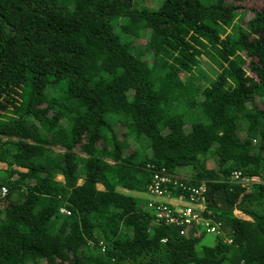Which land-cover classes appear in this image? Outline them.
Segmentation results:
<instances>
[{
    "label": "trees",
    "instance_id": "trees-1",
    "mask_svg": "<svg viewBox=\"0 0 264 264\" xmlns=\"http://www.w3.org/2000/svg\"><path fill=\"white\" fill-rule=\"evenodd\" d=\"M0 162V264H264V0H0Z\"/></svg>",
    "mask_w": 264,
    "mask_h": 264
},
{
    "label": "built area",
    "instance_id": "built-area-1",
    "mask_svg": "<svg viewBox=\"0 0 264 264\" xmlns=\"http://www.w3.org/2000/svg\"><path fill=\"white\" fill-rule=\"evenodd\" d=\"M192 190H193V194H192L193 197H191V199H189L188 203L189 204H197L198 208L200 209L199 204H203L205 202V197L203 196V192L206 190L205 186L201 185V186L194 188ZM151 191L152 192H158L156 187L154 189L151 188ZM5 193H6V189L3 188L2 194L4 195ZM188 203H187V206L183 208L184 210L179 205L181 203H179V202L173 203L174 205L180 206V208L176 209L177 211H179L177 216H173V215H170L168 213L163 214L162 212H158V213H156L157 217L154 221L157 224H161L163 222V218H167L166 222H169V223H175L177 225L187 224V226H184L181 229V232L185 233V234L188 233V228L190 227L188 225H190V224L194 225L195 223L197 225H201L202 227H204L207 230V232L215 233L213 231L216 230L215 227L219 226L220 223L218 221H213L210 218L205 219L203 217L198 216V214L196 212H192L191 206H194V205L189 206ZM202 220L206 222V226H204V222H201ZM213 224H215V225H213Z\"/></svg>",
    "mask_w": 264,
    "mask_h": 264
},
{
    "label": "rangeland",
    "instance_id": "rangeland-1",
    "mask_svg": "<svg viewBox=\"0 0 264 264\" xmlns=\"http://www.w3.org/2000/svg\"><path fill=\"white\" fill-rule=\"evenodd\" d=\"M201 64L203 65V67L205 68H201L203 71H205L206 73H208V74H210V73H212L216 68H215V66L207 59V58H203V60H202V62H201ZM4 165V163L3 162H0V166H3ZM56 179L58 180V179H61V176L60 175H57L56 176ZM80 181V180H79ZM11 199H16V195H13L12 197H11ZM177 202H179V203H181V207H182V209L184 208V207H186L187 206V203H185L184 201H180L179 199H177ZM205 203V202H204ZM199 204V207H200V210H202L204 207H205V204ZM191 205H193V204H189V206H191ZM148 206H150V205H148ZM184 210V209H183ZM235 213L236 214H238V215H242L239 211H235ZM201 222H204V226H206V222L205 221H201ZM211 231V230H210ZM213 232H216V230L215 231H213ZM212 237V235L211 234H205V237H204V241H207L208 239H210Z\"/></svg>",
    "mask_w": 264,
    "mask_h": 264
},
{
    "label": "crops",
    "instance_id": "crops-1",
    "mask_svg": "<svg viewBox=\"0 0 264 264\" xmlns=\"http://www.w3.org/2000/svg\"><path fill=\"white\" fill-rule=\"evenodd\" d=\"M179 200H180V199H179ZM170 201H171L172 203H175V202H177V199H170ZM180 201H184L185 203H188L187 200H180Z\"/></svg>",
    "mask_w": 264,
    "mask_h": 264
},
{
    "label": "clouds",
    "instance_id": "clouds-1",
    "mask_svg": "<svg viewBox=\"0 0 264 264\" xmlns=\"http://www.w3.org/2000/svg\"><path fill=\"white\" fill-rule=\"evenodd\" d=\"M3 195V194H2ZM14 200V199H13Z\"/></svg>",
    "mask_w": 264,
    "mask_h": 264
}]
</instances>
